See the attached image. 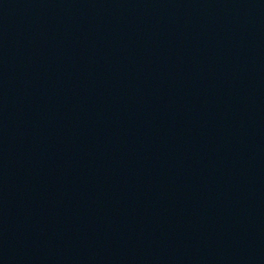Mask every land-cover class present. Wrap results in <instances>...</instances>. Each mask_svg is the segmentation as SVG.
<instances>
[{
  "label": "water",
  "instance_id": "water-1",
  "mask_svg": "<svg viewBox=\"0 0 264 264\" xmlns=\"http://www.w3.org/2000/svg\"><path fill=\"white\" fill-rule=\"evenodd\" d=\"M0 264H264V0H0Z\"/></svg>",
  "mask_w": 264,
  "mask_h": 264
}]
</instances>
